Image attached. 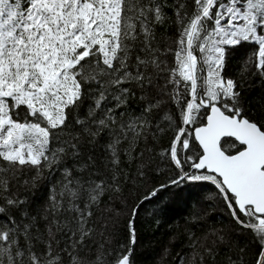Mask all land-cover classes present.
<instances>
[{
	"label": "snow or ice",
	"instance_id": "snow-or-ice-1",
	"mask_svg": "<svg viewBox=\"0 0 264 264\" xmlns=\"http://www.w3.org/2000/svg\"><path fill=\"white\" fill-rule=\"evenodd\" d=\"M169 22L175 47L162 50L155 29ZM245 46L232 78L228 60ZM247 72L264 79V0H0V264H135L139 204L115 252L100 244L88 254V221L128 182L138 143L165 128L162 155L176 171L140 204L210 183L255 245L230 264H264V122L241 102ZM168 103L175 119L153 124ZM19 174L26 191L47 182L43 205L20 194ZM204 252L200 264H215L216 249Z\"/></svg>",
	"mask_w": 264,
	"mask_h": 264
},
{
	"label": "trees",
	"instance_id": "trees-1",
	"mask_svg": "<svg viewBox=\"0 0 264 264\" xmlns=\"http://www.w3.org/2000/svg\"><path fill=\"white\" fill-rule=\"evenodd\" d=\"M168 15L172 17L170 9ZM155 32L156 44L162 50L175 47L174 23L157 26ZM247 47L234 52L228 60V76L241 79L238 73ZM168 61L171 67L170 56ZM242 80L241 102L245 112L250 118L264 122V79L247 72L243 74ZM129 103L133 109L138 110L142 102L137 96ZM165 113L173 115L175 119V108L168 103L166 107L151 114L153 124ZM165 123L167 122H162L161 127ZM171 136L172 130L165 128L163 132L156 134L155 139L150 133L147 143L143 140L138 143L136 153L143 152V156H137L130 164L124 165L129 180L122 184V191L111 196L105 194L99 206L93 210L88 221V227L93 231L89 250L86 251L89 255H95L96 246L100 244L104 245L105 250L111 249L113 252L119 245H127L130 210L139 204L134 218L137 236L135 264H178L179 261L200 264V255H204L205 248L210 246L216 249L215 264H230V256H241L247 261L250 256L245 253L255 251L252 234L233 222L228 209L210 183H189L183 185L182 189H166L157 197L140 204L150 188L163 183L176 171L170 159L162 155L169 146ZM142 163L147 165L146 177H139L136 173L137 167ZM25 178V175L19 174L17 187L20 194L29 196L34 204L43 205L47 197V182L42 181L36 189L26 191L20 186ZM217 233L224 234L226 243L214 244ZM241 249L244 251L241 252ZM204 264H212L206 255Z\"/></svg>",
	"mask_w": 264,
	"mask_h": 264
}]
</instances>
